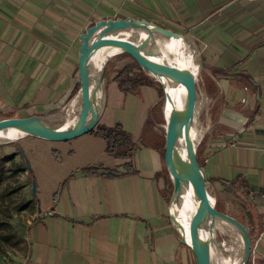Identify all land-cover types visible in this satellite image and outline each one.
<instances>
[{"label":"crops","instance_id":"0c3cea01","mask_svg":"<svg viewBox=\"0 0 264 264\" xmlns=\"http://www.w3.org/2000/svg\"><path fill=\"white\" fill-rule=\"evenodd\" d=\"M123 17L188 34L201 47L205 121L197 158L223 211L264 236V206L254 200L264 188V0H0V119L63 122L57 112L79 90L80 34L95 20ZM119 69L104 70L96 124L120 123L131 134L132 172L121 173L125 160L108 155L90 132L58 148L26 135L0 150L22 148L28 188L35 182L10 264H196L168 208L161 85L151 78L123 90ZM93 165L102 169L80 170Z\"/></svg>","mask_w":264,"mask_h":264},{"label":"water","instance_id":"95a60500","mask_svg":"<svg viewBox=\"0 0 264 264\" xmlns=\"http://www.w3.org/2000/svg\"><path fill=\"white\" fill-rule=\"evenodd\" d=\"M100 27H107V30H117L121 28H141L146 34L141 41L140 46L143 48L156 42V35L165 37H180L188 40L197 53L195 65L189 69H183L173 64L157 62L150 58L142 56L136 47L129 41L112 37L109 35H94ZM79 56L77 59V69L79 78L80 96L79 111L76 122L71 128H60V125H46L42 121L40 115H32L27 117H4L0 119V129L4 127H16L23 131L26 135L34 136L52 141H65L81 134L90 132L98 119V111L95 109V97L91 96V77L88 74V65L90 53L94 47L103 42L114 43L123 48V53L128 54L131 59L136 62L144 71L156 69L168 77L175 83H182L184 87V109L181 111L174 103L173 97L170 96L172 109L169 116L166 117L164 107L166 105L167 93L164 89L163 82L156 79L162 88V113L165 121V141H164V163L166 170L173 183V196L177 194L181 197L182 183H191L197 197V203L190 212L187 219L186 228H181L176 223L177 229L181 234L183 242H185L192 250L196 264H210L209 245L197 235V227L200 226L205 218H221L232 223L240 232L243 239V260L245 264L251 254L250 236L247 228L235 217L217 210L215 208V197L213 201L210 199V193L207 188V181L202 166L197 160V146L188 136V125L194 115L195 102L197 97V74L196 71L200 65V50L194 38L186 34H182L165 27L158 26L144 18H106L95 21L92 25L80 34ZM106 64V63H105ZM105 64L102 72L95 77V89L101 88L104 77ZM195 66H197L195 71ZM148 73V72H147ZM149 75V74H148ZM184 135L186 138L185 150L187 168H177L174 160V146L177 138ZM31 192H35V182L31 181ZM171 199V200H172ZM174 221V220H173ZM184 233L188 236L186 240Z\"/></svg>","mask_w":264,"mask_h":264},{"label":"bare ground","instance_id":"6f19581e","mask_svg":"<svg viewBox=\"0 0 264 264\" xmlns=\"http://www.w3.org/2000/svg\"><path fill=\"white\" fill-rule=\"evenodd\" d=\"M109 35L112 37L120 38L131 42L137 49V51L144 57L150 58L157 62L173 64L183 69H189L195 65L197 59V53L195 49L191 48V44L188 40L180 37H165L156 35V42L152 45L142 47L140 46L146 32L141 28H121L117 30H107V27H100V29L94 35ZM123 52V48L110 43L103 42L94 47L90 53L88 74L91 77V96L95 99L101 97V88L95 89V77H98L102 72L103 65L115 54ZM197 66H195L196 71ZM148 74L163 82L164 89L167 93L166 105L164 107V113L166 117L169 116L172 109V102L170 96L173 97L174 103L182 111L184 109V87L182 83H175L166 74L156 70L150 69ZM197 73V71H196ZM80 104L79 94H75L67 103L68 106H76ZM77 111V109H75ZM98 108L95 109V112ZM77 114L67 115L60 125V128H71L76 122ZM188 136L193 141L194 146L199 144L202 137L203 128L200 125L199 120V105L195 102L194 115L188 125ZM26 134L16 127H4L0 129V142L7 143L15 140H19ZM186 138L184 135H180L174 146V160L177 168H187L188 163L186 160L185 150ZM213 201V196H210ZM197 203V197L195 195L192 184L182 183L181 197L176 194L171 200L169 206V212L174 220V224L183 230L186 228L187 219L190 212L193 210ZM176 222V223H175ZM197 235L209 245L210 264H242L243 260V239L239 230L230 222L221 218H205L203 223L197 227ZM217 232H220L234 243V245H224L223 249L216 250L213 247V238ZM184 236L188 241V236L184 233ZM220 249V248H219ZM228 252L224 255L223 252Z\"/></svg>","mask_w":264,"mask_h":264},{"label":"rangeland","instance_id":"374dc122","mask_svg":"<svg viewBox=\"0 0 264 264\" xmlns=\"http://www.w3.org/2000/svg\"><path fill=\"white\" fill-rule=\"evenodd\" d=\"M89 26H87L86 28H88ZM190 46L191 48H193L192 45ZM199 49L201 51V47H199ZM203 59L204 56L201 52L200 65L196 73L197 74L196 101L198 102L199 105V120L201 125L205 121V116H204L205 110L201 112V109L205 101V92L203 91V85H201V77H200L201 70H203L202 69L203 67L201 65L203 64L202 62ZM131 62H133V60L131 59L130 56H128V54L123 52L115 54L105 64V68L107 72L106 75L111 71L119 69L124 64ZM144 72L149 78L154 79L153 77L148 75L146 71ZM102 83L104 86V78ZM202 92L204 93L203 96L201 94ZM98 102L99 100L95 99L96 107H98ZM79 105L80 104H77L76 106H68L67 101H64L61 104L59 111L57 112L56 115L57 118L64 120L67 115H71L74 113L78 114ZM204 106H206V104ZM75 109H77V111ZM42 121L46 125L56 126L46 118H43ZM72 139L73 138L65 141H52V140L43 139L45 140L43 143V148H49L51 144H55V148H58V145H56L58 144L57 142H69ZM19 140H15V142L19 144ZM15 142L14 141L7 143L0 142V147L1 146L4 147V148H0V150L2 149L7 150L8 146L14 147ZM50 142H56V143H50ZM15 148H13V150H16ZM9 154L12 156L11 160L4 159L2 155L0 156V264H10L16 252L20 249L22 227L26 224V220L30 218L29 214L32 209V199H31L32 193H31V189L28 188V184L30 185V177L26 173V171L19 169V167L23 165V161L20 160L19 154L16 153V151L15 153H9ZM210 195L212 194L210 193ZM223 212L235 217L241 223H243V225L247 228V225L245 224L246 223L245 219L242 216H240L238 213L233 212L232 210H228L227 208H224ZM254 234H251L250 237L251 254L245 264H264V236H262L260 232L257 235ZM223 244L226 246L234 245V243L229 239V237H227L226 235L220 232H217L215 238H213V247L216 250V247L218 246L217 250H221L223 249L224 246ZM223 254L227 255L228 252L224 251Z\"/></svg>","mask_w":264,"mask_h":264},{"label":"trees","instance_id":"16d2710c","mask_svg":"<svg viewBox=\"0 0 264 264\" xmlns=\"http://www.w3.org/2000/svg\"><path fill=\"white\" fill-rule=\"evenodd\" d=\"M129 56V55H128ZM137 71V72H136ZM114 78L117 80L118 85L123 90L133 89L136 88L139 85H149L153 84V80L149 78L144 70L136 63L131 62L124 64L115 74ZM79 89V84L76 85V88L73 92L77 91ZM161 99H163V92L162 89L160 90ZM11 117V116H7ZM58 125L62 123V120L57 122ZM90 133L99 136L103 139L105 143V151L108 155L124 159L125 162H123V172L121 173H128L132 172L133 168L131 165V156H132V150L134 147V141L131 137V134L126 131L120 123H115L112 126H105L102 124H95L94 128L90 131ZM17 145V144H16ZM16 153L19 154L20 160L23 161V165L19 167V169H22L24 171H27L28 174L31 173V170L29 168L28 160L22 150V148H15ZM4 159L11 160L12 156L9 155H2ZM198 160V158H197ZM199 162V160H198ZM200 164V162H199ZM99 169H102L100 165H93V166H86L82 169H80L83 173H93L97 172ZM113 170H106V174L114 175L112 173ZM71 174L70 176H72ZM69 176V177H70ZM34 181V180H33ZM207 181V180H206ZM207 188H208V182H207ZM209 191V189H208ZM32 193V192H31ZM32 195H35V192L32 193ZM215 208L221 212H223V209L219 203L218 200L215 201ZM249 236L251 237V234H254L252 230H248ZM251 244V242H250Z\"/></svg>","mask_w":264,"mask_h":264},{"label":"built area","instance_id":"2783aa9c","mask_svg":"<svg viewBox=\"0 0 264 264\" xmlns=\"http://www.w3.org/2000/svg\"><path fill=\"white\" fill-rule=\"evenodd\" d=\"M254 200L258 202L259 204H261L262 206H264V188H262L261 190L257 192V195H255L254 197ZM170 203L171 201L169 202V206H170Z\"/></svg>","mask_w":264,"mask_h":264}]
</instances>
